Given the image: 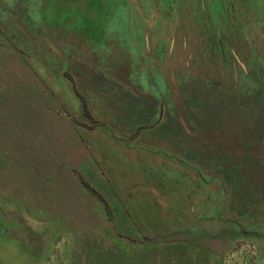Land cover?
<instances>
[{
	"label": "rangeland",
	"instance_id": "1",
	"mask_svg": "<svg viewBox=\"0 0 264 264\" xmlns=\"http://www.w3.org/2000/svg\"><path fill=\"white\" fill-rule=\"evenodd\" d=\"M0 264H264V0H0Z\"/></svg>",
	"mask_w": 264,
	"mask_h": 264
},
{
	"label": "crops",
	"instance_id": "2",
	"mask_svg": "<svg viewBox=\"0 0 264 264\" xmlns=\"http://www.w3.org/2000/svg\"><path fill=\"white\" fill-rule=\"evenodd\" d=\"M149 33H151V34H149ZM153 33H154V32H153V31H150V30H149L148 32H145V33H144V35L146 36V38H144V40H145L147 43H148V40H149V39H148V35H152ZM140 34L143 35V32L141 31ZM154 34H155V33H154ZM141 39H142V37H141ZM174 43H175V42H172V45H173Z\"/></svg>",
	"mask_w": 264,
	"mask_h": 264
}]
</instances>
